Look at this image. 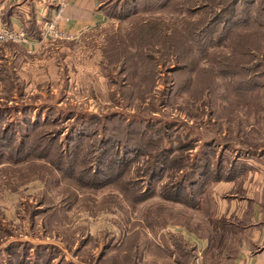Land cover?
I'll return each mask as SVG.
<instances>
[{
    "label": "rangeland",
    "instance_id": "374dc122",
    "mask_svg": "<svg viewBox=\"0 0 264 264\" xmlns=\"http://www.w3.org/2000/svg\"><path fill=\"white\" fill-rule=\"evenodd\" d=\"M252 1L100 0L108 21L75 38L0 44V264H197L208 183L255 142ZM152 18L201 25L193 49L164 62Z\"/></svg>",
    "mask_w": 264,
    "mask_h": 264
},
{
    "label": "crops",
    "instance_id": "0c3cea01",
    "mask_svg": "<svg viewBox=\"0 0 264 264\" xmlns=\"http://www.w3.org/2000/svg\"><path fill=\"white\" fill-rule=\"evenodd\" d=\"M61 2L60 26L75 36L109 19L99 0H0V21L39 40L31 21L42 28ZM242 118L243 138L254 135L255 142L242 143V166L230 177L208 183L202 198L206 222L192 231L197 264H264V111L259 120L257 114Z\"/></svg>",
    "mask_w": 264,
    "mask_h": 264
},
{
    "label": "trees",
    "instance_id": "16d2710c",
    "mask_svg": "<svg viewBox=\"0 0 264 264\" xmlns=\"http://www.w3.org/2000/svg\"><path fill=\"white\" fill-rule=\"evenodd\" d=\"M257 1L259 2V0H253L252 2H254V4L251 6L257 5ZM106 5V3L100 2V7L110 16L106 9ZM260 9L263 10L264 5H262ZM157 18H152L153 20L149 21V26L155 31L156 36H152L150 44L148 43L149 45H145L148 47L151 45L155 51H159V54L164 57V62L166 61L165 56L168 60H179L182 55L183 59V49L185 48L186 50L188 47L191 48L190 50L193 49L192 46L195 41L192 40L190 35L192 33L196 34L201 25L191 23L186 19L183 23V28L181 26L177 27L171 25V28L168 29L167 22L162 21V18ZM258 19L259 18L255 16V28L252 32L257 43L251 44L252 39L250 38V32L246 33V30H242V94H240L242 96V116L245 115L249 117L250 115L257 114V120L260 119V114L264 111V103L262 101V98L264 99V44L261 40V37L264 36V21ZM250 20L251 19H248L246 22H250ZM141 26H143L142 21L139 22L138 27ZM141 30L144 31V26ZM157 30L158 33L156 32ZM30 31L33 34L41 36L43 27L40 28L35 22L31 21ZM151 35L153 34L151 33ZM189 41L190 43H188ZM177 65L178 66H176L174 70L181 68L180 63ZM219 164L215 174L216 179L230 177L238 169L236 168V164H232L226 174H221V162ZM139 195L145 197L146 193Z\"/></svg>",
    "mask_w": 264,
    "mask_h": 264
},
{
    "label": "built area",
    "instance_id": "2783aa9c",
    "mask_svg": "<svg viewBox=\"0 0 264 264\" xmlns=\"http://www.w3.org/2000/svg\"><path fill=\"white\" fill-rule=\"evenodd\" d=\"M64 2H61L56 11L44 23L42 37L39 40H34L27 34L24 28L19 26H8L0 21V43L13 40L23 43L29 51H33L38 44L44 40L54 38H75L77 36L67 33L60 26V20L63 18Z\"/></svg>",
    "mask_w": 264,
    "mask_h": 264
}]
</instances>
